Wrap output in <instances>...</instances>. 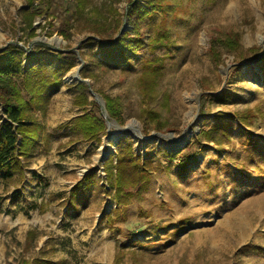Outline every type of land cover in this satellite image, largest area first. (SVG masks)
I'll return each mask as SVG.
<instances>
[{
    "label": "rangeland",
    "instance_id": "374dc122",
    "mask_svg": "<svg viewBox=\"0 0 264 264\" xmlns=\"http://www.w3.org/2000/svg\"><path fill=\"white\" fill-rule=\"evenodd\" d=\"M40 1L47 11L34 18L31 37L24 23L27 0H0V52L46 45L75 57L62 86L43 108L30 112L44 132L21 160L24 178L0 180V264L33 258L54 264H264V174L255 163L262 159L264 169V74L258 67L264 0H166V9L140 30L144 42L164 31L169 42L153 52L145 45L131 65L120 62L106 70L96 66L98 46L89 41L116 36L114 19L122 18L127 1L94 0L81 17L71 18L70 28L65 24L69 0L35 3ZM109 4L117 14L109 12ZM96 7L99 14L92 10ZM130 30L123 24L120 33ZM228 32L240 33L238 49L229 53L218 47L222 63L215 66L207 52L210 39ZM155 56L163 57V64L149 101L143 99L140 75L143 62ZM42 58L41 64L54 60L48 54ZM79 83L96 108L73 105V86ZM99 92L119 99L120 124L107 116ZM21 94L28 99L23 89ZM224 94L230 96L220 99ZM92 109L105 124L98 142L77 139L69 128ZM149 109L165 122L161 133L152 123L143 133L148 122L143 111ZM249 111L254 119L241 126L236 114ZM217 113L230 124L229 137L221 128L210 140L201 137L203 153L178 172L168 156L194 153L191 140L217 125ZM249 134L258 138L252 146L246 145ZM125 139L142 159L150 154L152 176L143 198L131 199L125 217L110 229L105 215L116 206L107 195L105 163ZM233 163L246 174L237 173ZM88 173L94 174L93 189L84 203L68 207L71 188Z\"/></svg>",
    "mask_w": 264,
    "mask_h": 264
},
{
    "label": "trees",
    "instance_id": "16d2710c",
    "mask_svg": "<svg viewBox=\"0 0 264 264\" xmlns=\"http://www.w3.org/2000/svg\"><path fill=\"white\" fill-rule=\"evenodd\" d=\"M117 2L119 0H111ZM127 4L120 19H114V29L116 36L107 34L105 37H97V40L90 38V43H96L100 57L95 64L99 69H114L118 63L132 64V58L138 57L140 50L148 45L151 52L157 47H162L165 42H169L168 34L157 32L155 37L149 38L147 42L141 32L142 24L148 19H152L156 12L164 11L168 4L166 0H126ZM28 9L24 12V23L30 30V36L34 37L32 27L36 16H41L47 11V7L42 10L41 1L37 4L35 0H27ZM70 9H66L65 24L69 25L72 19H78L86 10L93 5L94 0H69ZM143 2V3H142ZM111 14H117L111 4L106 5ZM99 14L96 7L92 9ZM123 24H130L132 30L120 33ZM98 33V32H97ZM65 39L70 37L67 30L61 31ZM240 40L239 32H228L226 34L215 35L210 39L208 46V55L217 66L222 63L221 53L218 47H223L227 52L237 51ZM257 50V48H255ZM254 50V49H253ZM255 50V51H256ZM261 53V50H258ZM50 55L54 59L52 63L41 64L43 55ZM74 53L70 51H50L46 45H38L36 49H23L19 46H10L4 52H0V180L3 182L11 180L15 175L24 178V168L21 160L28 159L33 152L35 145L41 140V133L44 129L41 124L31 116L33 108H43L50 98L62 86V75L67 73L73 67ZM163 57H154L152 60L143 62V71L141 73V86L143 99L151 100L156 86L157 79L161 75ZM258 67L264 74V52L258 58ZM88 66L84 70H88ZM86 76V75H85ZM17 79H20L22 89L26 92L28 99H25L19 87ZM75 95L73 105L83 109L87 105L96 108L95 102H91L85 93V85L79 83L73 86ZM104 101L105 112L107 116L118 124L122 122L121 104L118 98L99 92ZM229 97L230 94L220 96V99ZM146 113L148 122L144 121L143 133H146L150 123L157 133H161L165 128V122L160 120V115L152 109L143 111ZM258 115L261 113L258 111ZM240 125L251 123L254 119L252 112L236 114ZM221 113H217L214 119L218 121L211 129L199 134L193 138L190 143L196 144L194 153L181 155L182 151L168 156L170 161H175L178 172H184L188 166L197 160V155L202 154L204 145L201 137L206 140L212 139L214 132L221 128L220 133L229 137V126L224 119L220 118ZM70 132L78 135L77 139L82 141H99L100 134L105 129L104 121L92 110L74 118L69 126ZM47 139V138H46ZM258 138L249 134L246 139V145L256 144ZM71 142V140H70ZM188 146H191L189 144ZM187 146V147H188ZM115 154L105 163L106 185L109 187L107 195L111 197L115 208L105 215L106 224L112 229L113 223L119 222L120 218L125 217L124 206L133 199H142L143 193L148 189L151 180V157L146 154L142 159L133 151L131 141L121 140L117 145ZM184 151V150H183ZM256 170L259 174H264V169L260 164L261 160H256ZM239 174H246L242 166L238 163L232 164ZM95 185L94 174L84 175L70 190L66 205L71 208L78 207L80 202H85L88 192ZM181 229V228H178ZM132 244H138L132 242ZM124 247V244H123ZM120 261V255L117 256ZM118 263V262H117ZM21 264H54L51 261L42 258H33L32 260H22Z\"/></svg>",
    "mask_w": 264,
    "mask_h": 264
},
{
    "label": "water",
    "instance_id": "95a60500",
    "mask_svg": "<svg viewBox=\"0 0 264 264\" xmlns=\"http://www.w3.org/2000/svg\"><path fill=\"white\" fill-rule=\"evenodd\" d=\"M96 99L100 102V104L102 105V101L96 96Z\"/></svg>",
    "mask_w": 264,
    "mask_h": 264
}]
</instances>
